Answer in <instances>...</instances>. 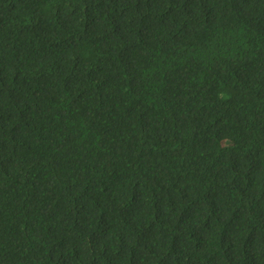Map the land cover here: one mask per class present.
Returning <instances> with one entry per match:
<instances>
[{"label": "trees", "instance_id": "obj_1", "mask_svg": "<svg viewBox=\"0 0 264 264\" xmlns=\"http://www.w3.org/2000/svg\"><path fill=\"white\" fill-rule=\"evenodd\" d=\"M0 264H264V0H0Z\"/></svg>", "mask_w": 264, "mask_h": 264}]
</instances>
